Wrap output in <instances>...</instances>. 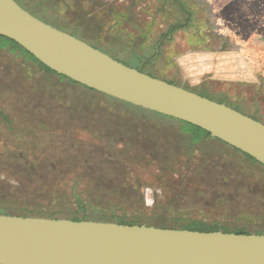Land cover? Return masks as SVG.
<instances>
[{"label": "rangeland", "instance_id": "1", "mask_svg": "<svg viewBox=\"0 0 264 264\" xmlns=\"http://www.w3.org/2000/svg\"><path fill=\"white\" fill-rule=\"evenodd\" d=\"M17 1L125 64L264 122V6L244 0ZM121 13L137 20L135 27H118ZM222 33L242 47L231 54L261 61L251 68L261 83L227 79ZM188 130L194 126L50 71L0 36L2 213L172 228L203 222L264 233V165ZM10 184L29 192L7 194Z\"/></svg>", "mask_w": 264, "mask_h": 264}, {"label": "water", "instance_id": "2", "mask_svg": "<svg viewBox=\"0 0 264 264\" xmlns=\"http://www.w3.org/2000/svg\"><path fill=\"white\" fill-rule=\"evenodd\" d=\"M0 36L58 74L197 125L264 165L263 121L125 64L17 0H0ZM0 264H264V233L0 213Z\"/></svg>", "mask_w": 264, "mask_h": 264}, {"label": "crops", "instance_id": "3", "mask_svg": "<svg viewBox=\"0 0 264 264\" xmlns=\"http://www.w3.org/2000/svg\"><path fill=\"white\" fill-rule=\"evenodd\" d=\"M244 1L246 2L245 4H252L251 2H254L256 4L255 6L257 8L261 7L260 9L261 10L263 9L262 7L264 6V0H253V1L244 0ZM208 2H210V1L208 0ZM247 2H249V3H247ZM118 15H121V17H118V21H117L118 27L122 26L124 23L131 24V25H133V27H135L137 20H135V19L132 20L128 13H121ZM261 19L264 20V18H261ZM259 25L262 26V25H264V23L261 22V23H259ZM108 31H109L108 28H106V27L103 28V32H108ZM126 31H128V30L126 29ZM126 33H128V32H126ZM132 33H134V32H131V34ZM128 35H129V33H128ZM132 35L137 36L140 39L139 33L132 34ZM260 36L263 37L262 35H260ZM222 37L225 41V44H223V46H222L221 57L223 59V70H225L229 74V77L227 79L229 81L245 80L247 82H254V81L258 80L261 83L262 79L259 78L260 76L257 75L256 66H255V71L254 70L252 71V69H251L254 63L257 65V64H260L261 61H258V63H257V61L248 59L246 57H241V58L238 57L239 55H235V54H239L242 50V47L240 45L231 44L230 41L227 40L228 37L226 34L222 33ZM124 38L126 40H131L130 37H124ZM94 46H96V45H94ZM96 47H98V46H96ZM235 49H237V51ZM231 50H234V51L231 52ZM201 53H204V52H201ZM231 53H235V54H231ZM110 55H112V54H110ZM236 63H238L237 65L240 66L239 69L236 67ZM241 65H247V68H246V66L242 67ZM255 83L257 84V82H255ZM189 133L194 134L196 136H197V134H203V133H196L193 131L192 132L189 131Z\"/></svg>", "mask_w": 264, "mask_h": 264}, {"label": "trees", "instance_id": "4", "mask_svg": "<svg viewBox=\"0 0 264 264\" xmlns=\"http://www.w3.org/2000/svg\"><path fill=\"white\" fill-rule=\"evenodd\" d=\"M1 37H4V38H7V39H9L10 41H12L13 43H15L20 49H22L23 50V52H25V53H27L30 57H32L33 59H35V60H37L38 62H40L38 59H36L31 53H29L26 49H24L23 47H21V45H19L18 43H16L15 41H13L12 39H10V38H8V37H5V36H1ZM40 64H42V66H44L45 68H47L48 70H50V71H53V72H55L54 70H52V69H50L49 67H47L46 65H44L43 63H41L40 62ZM64 76V75H63ZM66 77V76H65ZM70 79V78H69ZM70 80H72V79H70ZM87 87V86H86ZM94 90V89H93ZM97 92H99V91H97ZM101 93V92H100ZM104 94V93H103ZM106 95V94H105ZM202 95H204V94H202ZM132 105V104H131ZM132 106H134V107H137V108H139V109H143V110H147V109H144V108H142V107H138V106H135V105H132ZM148 111H150V110H148ZM153 112V111H152ZM160 114V113H159ZM182 122H184L185 124H187V123H189V122H185V121H182ZM189 124H191V125H193L194 126V130H188V131H193V132H196V133H203V134H205V135H209L210 136V133L208 132V131H206V130H204L203 128H201V127H199V126H197V125H194V124H192V123H189ZM244 154H246V153H244ZM248 155V154H247ZM249 156V155H248ZM11 186L10 187H6L7 188V191H5V192H7V194H8V192L10 191V190H12V189H16V190H14L13 192H17V191H19L20 193H23V195L25 194V193H27V192H29L27 189L25 190V188L26 187H24V186H22V185H14V184H10ZM9 188V189H8ZM12 193V192H11ZM3 211L2 210H0V213H2ZM83 218H78L77 217V219L76 220H82ZM121 223H129V224H135L134 222H121ZM194 223H196V224H198V226L199 227H201V228H191V229H199V230H223V231H228V230H226V229H224V228H218L217 226H215V225H210V224H205V223H203V222H194ZM236 232H239V233H248V232H245L244 230H237Z\"/></svg>", "mask_w": 264, "mask_h": 264}, {"label": "flooded vegetation", "instance_id": "5", "mask_svg": "<svg viewBox=\"0 0 264 264\" xmlns=\"http://www.w3.org/2000/svg\"><path fill=\"white\" fill-rule=\"evenodd\" d=\"M97 129H98V128H97ZM157 176H158V179H159V174H158V175H155L154 177H157ZM135 182H136V183L138 182L140 185H145V184L149 183L148 181H143V182L140 181V182H139L138 180H136Z\"/></svg>", "mask_w": 264, "mask_h": 264}]
</instances>
